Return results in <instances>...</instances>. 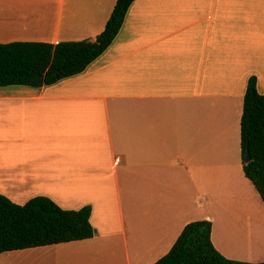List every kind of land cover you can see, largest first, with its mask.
<instances>
[{
	"label": "crops",
	"instance_id": "crops-1",
	"mask_svg": "<svg viewBox=\"0 0 264 264\" xmlns=\"http://www.w3.org/2000/svg\"><path fill=\"white\" fill-rule=\"evenodd\" d=\"M116 3L0 0V44L95 41ZM252 78L264 95V0H135L83 74L0 88V195L90 206L96 230L0 264H156L197 221L212 222L225 258L264 262L227 243L264 213L243 169Z\"/></svg>",
	"mask_w": 264,
	"mask_h": 264
},
{
	"label": "trees",
	"instance_id": "trees-1",
	"mask_svg": "<svg viewBox=\"0 0 264 264\" xmlns=\"http://www.w3.org/2000/svg\"><path fill=\"white\" fill-rule=\"evenodd\" d=\"M135 0H117L105 30L95 41L0 44V88L50 87L83 74L113 44ZM244 174L264 203V95L248 82L241 120ZM250 162L246 161L247 153ZM92 208L65 210L47 197L18 205L0 195V254L85 241L95 237ZM210 221L185 227L172 250L156 264H264L225 258L212 242Z\"/></svg>",
	"mask_w": 264,
	"mask_h": 264
},
{
	"label": "rangeland",
	"instance_id": "rangeland-1",
	"mask_svg": "<svg viewBox=\"0 0 264 264\" xmlns=\"http://www.w3.org/2000/svg\"><path fill=\"white\" fill-rule=\"evenodd\" d=\"M258 211L257 207L258 221L257 224L252 225L251 229L243 231L242 229L238 230L236 226H230L227 243L236 249H241V251H248L261 256V253L264 255V213Z\"/></svg>",
	"mask_w": 264,
	"mask_h": 264
},
{
	"label": "water",
	"instance_id": "water-1",
	"mask_svg": "<svg viewBox=\"0 0 264 264\" xmlns=\"http://www.w3.org/2000/svg\"><path fill=\"white\" fill-rule=\"evenodd\" d=\"M246 161H247V162H250V161H251L249 152L247 153Z\"/></svg>",
	"mask_w": 264,
	"mask_h": 264
}]
</instances>
